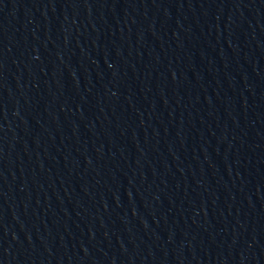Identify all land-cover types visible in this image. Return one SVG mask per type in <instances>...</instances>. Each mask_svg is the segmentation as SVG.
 <instances>
[{"label":"water","instance_id":"1","mask_svg":"<svg viewBox=\"0 0 264 264\" xmlns=\"http://www.w3.org/2000/svg\"><path fill=\"white\" fill-rule=\"evenodd\" d=\"M0 264H264V0H0Z\"/></svg>","mask_w":264,"mask_h":264}]
</instances>
